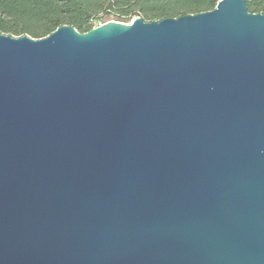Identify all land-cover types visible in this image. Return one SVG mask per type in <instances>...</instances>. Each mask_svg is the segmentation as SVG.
I'll list each match as a JSON object with an SVG mask.
<instances>
[{"label":"water","instance_id":"95a60500","mask_svg":"<svg viewBox=\"0 0 264 264\" xmlns=\"http://www.w3.org/2000/svg\"><path fill=\"white\" fill-rule=\"evenodd\" d=\"M0 264H264V15L0 34Z\"/></svg>","mask_w":264,"mask_h":264},{"label":"trees","instance_id":"16d2710c","mask_svg":"<svg viewBox=\"0 0 264 264\" xmlns=\"http://www.w3.org/2000/svg\"><path fill=\"white\" fill-rule=\"evenodd\" d=\"M219 0H0V34L44 38L60 26L85 33L93 29V16L102 24L146 22L195 15L215 9ZM249 12L264 15V0H246ZM39 26V28H35ZM32 37V38H33Z\"/></svg>","mask_w":264,"mask_h":264},{"label":"rangeland","instance_id":"374dc122","mask_svg":"<svg viewBox=\"0 0 264 264\" xmlns=\"http://www.w3.org/2000/svg\"><path fill=\"white\" fill-rule=\"evenodd\" d=\"M100 15L99 14H96L93 16L94 20L92 22L93 24V28L97 27V26H100L102 24V21L99 19ZM35 28H39V26H35ZM30 36V35H29ZM16 37V36H14ZM31 37V36H30ZM33 37V36H32ZM34 38V37H33Z\"/></svg>","mask_w":264,"mask_h":264}]
</instances>
